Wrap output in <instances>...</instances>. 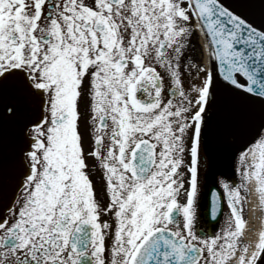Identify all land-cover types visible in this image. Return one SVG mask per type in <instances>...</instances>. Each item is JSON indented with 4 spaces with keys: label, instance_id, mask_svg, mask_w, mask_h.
<instances>
[{
    "label": "snow or ice",
    "instance_id": "obj_1",
    "mask_svg": "<svg viewBox=\"0 0 264 264\" xmlns=\"http://www.w3.org/2000/svg\"><path fill=\"white\" fill-rule=\"evenodd\" d=\"M249 192L264 0H0V264H264Z\"/></svg>",
    "mask_w": 264,
    "mask_h": 264
},
{
    "label": "flooded vegetation",
    "instance_id": "obj_2",
    "mask_svg": "<svg viewBox=\"0 0 264 264\" xmlns=\"http://www.w3.org/2000/svg\"><path fill=\"white\" fill-rule=\"evenodd\" d=\"M239 167V163L231 153L219 151L214 152L212 166L210 168L205 167L203 164L201 166L200 180L205 193H207L209 186H213L214 182L216 181H222L225 177L229 178L230 182L234 181L237 184L240 183L241 178L238 171ZM249 194L250 192L248 193V195ZM223 208L224 211L220 214L218 220H216L215 222H209L206 225L201 224L199 227L208 232H212L213 230L219 231L224 224L228 212V205L226 201L223 204ZM248 213L249 202L247 200L245 202V216L247 219L249 217ZM261 218L264 219V210H261Z\"/></svg>",
    "mask_w": 264,
    "mask_h": 264
},
{
    "label": "bare ground",
    "instance_id": "obj_3",
    "mask_svg": "<svg viewBox=\"0 0 264 264\" xmlns=\"http://www.w3.org/2000/svg\"><path fill=\"white\" fill-rule=\"evenodd\" d=\"M249 213H248V221H249V227L250 229H253L252 231H249L245 236L244 239H255L257 235V231L262 228L261 223V209L259 207H254L253 205L257 204V197L254 192H250L249 194Z\"/></svg>",
    "mask_w": 264,
    "mask_h": 264
},
{
    "label": "water",
    "instance_id": "obj_4",
    "mask_svg": "<svg viewBox=\"0 0 264 264\" xmlns=\"http://www.w3.org/2000/svg\"><path fill=\"white\" fill-rule=\"evenodd\" d=\"M13 182H14V179L13 177L10 176L9 181H8V187H7V191L9 194L11 193Z\"/></svg>",
    "mask_w": 264,
    "mask_h": 264
},
{
    "label": "rangeland",
    "instance_id": "obj_5",
    "mask_svg": "<svg viewBox=\"0 0 264 264\" xmlns=\"http://www.w3.org/2000/svg\"><path fill=\"white\" fill-rule=\"evenodd\" d=\"M262 227H264V219L261 220Z\"/></svg>",
    "mask_w": 264,
    "mask_h": 264
}]
</instances>
